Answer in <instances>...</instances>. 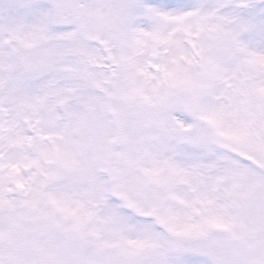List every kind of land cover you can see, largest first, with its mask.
Wrapping results in <instances>:
<instances>
[{
  "label": "snow or ice",
  "instance_id": "6c2138e0",
  "mask_svg": "<svg viewBox=\"0 0 264 264\" xmlns=\"http://www.w3.org/2000/svg\"><path fill=\"white\" fill-rule=\"evenodd\" d=\"M0 264H264V0H0Z\"/></svg>",
  "mask_w": 264,
  "mask_h": 264
}]
</instances>
